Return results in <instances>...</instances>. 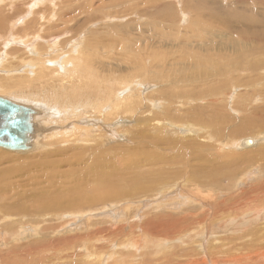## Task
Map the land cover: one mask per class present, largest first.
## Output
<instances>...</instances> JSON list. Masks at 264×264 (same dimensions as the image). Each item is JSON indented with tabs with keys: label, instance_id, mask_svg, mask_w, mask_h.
I'll list each match as a JSON object with an SVG mask.
<instances>
[{
	"label": "bare ground",
	"instance_id": "1",
	"mask_svg": "<svg viewBox=\"0 0 264 264\" xmlns=\"http://www.w3.org/2000/svg\"><path fill=\"white\" fill-rule=\"evenodd\" d=\"M1 1H6L8 5L12 6L11 0H0V2ZM74 1L78 2L79 0ZM126 1H129L130 3L128 5H123L122 1L120 0H101L100 4L96 5L97 2L94 3L93 0H84V2L86 3L81 4V6L83 5L82 8H79L80 6L73 8L72 2L66 0L65 6H62L60 10L57 9L60 14L58 16L60 18V21L62 22L61 25H63V28L60 29V31L57 30L56 33L64 32L67 26H69L70 28H74L75 25L84 23L85 21H88L90 19L94 22L100 19L103 20L102 18H104L105 20L106 16L103 14L106 12V10H108L109 14H112L116 19L119 18V15H122L123 18L127 19L129 22L127 21L124 26L129 29L133 27L132 16H137L141 20L147 18L158 20L161 19L160 16L162 15H166L165 17L169 16L168 19H172V17L175 18V15H177V12L171 14L173 11L172 9L168 11L167 3L170 2H168L167 0H150V6L148 5L149 0H143V4L146 6V9L137 12L136 9L138 7L136 0ZM12 3H14L15 7V1H13ZM42 3L44 4L43 0H38V8L33 11L32 8L35 7V0H33L32 2H26L24 4V7L29 4L26 9L24 8L21 14L14 16L8 22L6 28H4L2 24L3 15H0V46H4L3 50L0 49V59L8 62L10 64V67L12 68L14 66V63H16L14 62L15 58L12 59V57H14L15 55L9 56L10 52L12 51V46H16L19 42H22V44H28L41 34L40 31H35L33 33H25L21 35L19 31L26 28V26L28 27V25L30 24L32 25L35 19L36 21L38 20L37 15L40 14L38 13V10L40 8H44L41 7L43 6ZM77 8H79V10ZM74 9L77 11H75ZM83 10H86L84 18ZM31 12V18L27 19ZM150 12H153V16L150 15ZM198 14L199 17L206 22L210 21L211 18H215L214 15L210 14ZM184 15L185 13L181 12V16ZM196 15H194V19L197 18ZM249 17L250 19H248ZM178 19L180 20V18ZM246 19L249 20V23H243V20L241 18L239 20V25L234 24V27L237 29H242L246 28L249 25H251L252 28H259L261 24L264 26V11H251L248 12V15H245L244 12V20ZM17 21H19V25H16ZM89 23L90 22H86L85 25ZM227 23V20L225 24L220 23L221 27H223L221 29L222 32H224V34L226 33L227 36H225L221 32L216 34L220 36V39L224 37L225 39L228 38L225 43V51L219 50V47L224 44L223 42H214V44L211 45L210 33H212L214 29L203 30L204 32L199 30L200 32H203V34H200L199 36L204 38V40H199L203 44H200V54H198L203 58L196 55L197 50L195 49V47L188 44L187 39H184L182 41H174L171 45L172 48H176V53L187 50L185 51L186 54H183V52V55L179 56L180 59H178L180 61L177 60L172 63H170L171 60L164 61V52L167 50L168 46H170L168 43V37H166L167 35H165L161 31H158L159 29H157V31L153 30V32L149 33L148 24H145L141 28L142 32L141 30L136 28V30L140 31L141 34L138 37L129 39V43H125L124 41L119 40L120 42H116L115 46L112 45L113 43H110L111 45L103 43L98 46L99 48L106 47L109 54H111L113 49L115 50L112 59L117 69L120 68V62L125 65V68H120L125 72V75H120L119 70H116L115 72L112 71L109 75H106L104 70L94 68V60L98 59L94 58L93 56H99L98 53L100 52L96 47H93L92 49L87 44L85 49H81L82 55L84 56L83 70L79 71V75L76 76L66 73V75L58 77V79L54 82L55 84L48 85L49 87H51L50 94H45L42 90V87L45 85V83L39 84L40 86L42 85V87H40L39 85L33 86L31 84L32 82L27 81V79L23 76L20 78L13 77L12 75L0 77L1 91L11 93L17 98L21 96L22 101L29 99L27 100V102L29 103H25L16 101L12 98L0 96L4 99H8L12 103L15 102L14 104L18 106L20 105L26 107V104L30 105L29 108L32 110V114L30 113L31 115L29 116L28 121H26L28 127L26 137L28 139V145L32 149H38L40 145H42L39 144L36 140L34 132L37 133L40 128L44 129L46 128V126L51 125L52 122L55 123L54 119L52 118L53 115H49L51 110L47 115L44 109L35 106V103H38L39 100H41V102H43L47 108L55 107L56 109L61 110V114L64 115V121L68 120V122L71 123V117L73 118L74 127H72V131L66 129L59 134L60 137L67 135V140H70V136L73 137L70 141L71 147L72 145H78L79 142H81L79 140V136L82 135L84 130L79 129L78 125L81 128H87L88 126H91L98 129L97 131H100L101 135L97 136L96 142L102 145L105 143L106 135L104 133L107 131L109 133L112 132V129L109 128V123L111 124L112 122L117 120L119 116H133L135 114V127H139L138 132L136 131V133L137 137L140 138L141 142L143 143L142 145L140 144L139 146L131 148L130 151L127 149H122L120 147V149H118L120 150V152L114 150L115 153H113V155H115L112 157L119 158V162L115 161L112 157H109L110 159L105 160L106 157L108 158L109 156L108 155L105 157V153V155L103 154L104 157H100L103 162H100V158H98L99 154H95L93 158V155H89L88 159L84 160L83 157L86 155V153H92L94 149L95 150L93 151V153H98L95 151L97 149L99 150V148L98 146H96L97 143H95L94 145L96 146L95 148L89 150L81 147L85 150H88V152H79L80 154L78 155V160L73 164L67 165L69 169L75 170L76 173L66 174L62 178L63 182L60 184V188L63 189V183H66L64 184L66 186L70 185L69 188L63 190L71 193V195H73L77 191L82 190L80 191L79 196H83L89 191V189H84V181L89 180V182L93 184L90 189L93 190L94 195L86 197L84 199V203L83 201L78 200L79 203L76 205L77 207H74L75 209H72V211H82L80 212L81 214L85 211L92 212L91 209H93L94 207L96 208L98 204H102L105 206L107 202L112 204L122 203L123 205V208L119 209L117 212L115 209L113 213L111 212V214L107 216L105 214H102L104 215V217L106 216L107 219L109 218L105 222L92 223L91 220L94 219V217H96L97 215H88V217L90 218H87V220H85L87 221L86 225H88V229L86 228L87 231L85 232L87 233L89 232V230H93L95 232H98L100 236L98 238H92L85 233L81 239L83 240V238H87L83 240L84 245L82 246L85 248H83L84 250H87L88 247H90L91 245H95L96 243H106L109 246H107V248L112 247L114 249L116 247V254L120 253L122 255L126 252V254L128 255H123L122 260L117 259L118 256L115 254V252L107 256H100L99 254L94 255L92 247H90V250L87 251L91 253H88L89 255L86 256V259L90 260L93 258L102 264H109V262H112L110 264H258V261L264 262V187H261V182L263 181L264 183V125H262L261 121H256V123H254V121L252 120L253 116H256L252 104L256 103L257 97L261 98L262 101H264V84L261 85L258 91L259 83L243 79L244 74L242 72V70L247 68V71H250L254 75V80L262 81L264 79V67L252 64L247 58H244V61H242V58L246 56L247 50H251V54L255 58L257 55H260V57L263 56L264 36L262 45L242 43L239 46L238 54L234 55V60L230 64L231 43L229 40V36L232 30V26L230 25L231 23L229 25H227ZM45 24L50 25L51 28H55L54 23H52L51 21H47L45 22ZM195 25L199 26V22L195 23ZM205 26L202 25L200 27L205 28ZM110 30H118L121 32L123 31L118 27H110ZM82 32L83 29L77 31V33L79 34ZM125 33L127 34L128 32ZM79 34H77V36ZM52 36L45 39L47 41L45 42L46 46H49L51 43L52 46L56 44V41L54 40L55 38ZM76 37L72 40H66L63 42V44L67 48V53L71 52L69 51V48L73 46L72 42H76ZM37 38H42L43 40H41L42 42H44V37L42 35L38 36ZM41 40L34 42L41 43ZM92 41L93 38L88 40L87 43H91ZM7 46H10L11 48L7 49ZM191 48L194 50V52L191 51ZM21 49L23 50L24 48L22 47ZM53 49V52L55 54H59L64 50L56 49L55 46ZM168 54L172 55L170 53ZM88 57H93L94 60L87 61ZM18 59H21L20 55L16 57V61ZM148 61L150 63H147ZM35 62L36 61L34 60H30V65ZM44 63V61H37L35 63L36 67L34 77L36 78V80L41 78L40 74H43L42 66L45 65ZM61 65L64 68V62ZM91 65L93 66L91 67ZM175 65L178 69H173L172 72H175L174 70H176L177 73L171 74L170 72L171 76L167 75V70L165 68H173L175 67ZM183 70H186L187 73H184ZM112 80L113 82H111ZM235 80L244 84L246 82L251 83L253 85V93L251 96H248L246 98H239L238 96L239 102L237 103V107L239 108L231 107V109L234 110L237 114L241 113L242 116H240L241 118L239 119L238 123H234V125L229 128L228 125H231V122H229L231 119L226 114L227 112H225V105H227L226 100L227 98H229L228 96L232 94L229 92V85L232 81ZM154 81L158 83L159 86L157 87H159L162 92L159 90L157 92V95L149 97L145 96L146 94L144 95L142 94V92H140L142 87L147 85L149 82ZM19 85L20 88H15ZM122 88L123 90H126V88L129 89L126 90V93L121 94ZM39 94L44 98H40ZM256 94L257 96L255 97ZM22 96H27L28 98H23ZM30 101L33 102L30 103ZM212 110L214 111V113L212 112ZM36 112H38V114L41 113L40 117L37 118L40 124H37L35 126V130L33 131V134L31 136L33 126L30 120L31 117H34ZM82 114L87 115V119H80V116ZM246 117L248 118L245 119ZM78 122H80L81 125L78 124ZM256 128H259V130L263 131L262 134H259L261 138H258V140H256L255 138L250 139V144L248 145L245 144L244 140L240 139L241 141H238L235 150H239V147L250 146L254 142H258V144H260H257V146L253 148L251 147L250 150H245L242 152H232V150H234L233 145L238 139H236V135L252 132V130ZM178 130L180 132H178ZM255 131L256 130H254L253 132ZM170 132H178L179 134H182V136L179 137L177 135H170ZM84 133H87V131H85ZM229 136L235 137H233V139H230ZM43 138L45 139L46 136L42 135V139ZM85 141L87 142L88 139L86 138ZM42 146L46 149L44 145ZM79 147L80 145L75 149L84 151V149H81ZM1 149L3 148H0V150ZM170 149L173 150L175 154L172 151L170 152ZM18 152L24 153L29 152V150ZM12 154L9 155L8 153V155H4L0 153V164L4 160L8 159ZM61 154L62 153L59 151L57 152L55 150H48L42 157L46 160L47 163L51 164L50 168H54L57 161H59L58 159L60 158ZM90 156L92 160L88 162L87 160L91 159ZM20 158L21 157L15 156L11 157L8 160V163L16 162L20 160ZM51 159H53L54 162L50 163ZM250 162L253 163L249 165ZM121 163L125 165V168H122ZM139 165L140 169H138ZM165 165H167V167L164 168ZM171 165H173L174 167H171ZM145 166L148 167L146 170H144ZM21 172L22 171L19 170L15 165L1 167L0 188L11 178L29 176L32 172H36V170H24L23 174L20 176ZM37 172L39 173L40 170ZM59 173L56 174L57 177ZM54 175H50L52 179L54 178ZM107 175H110V177L108 178ZM182 176H184V178L180 179V177ZM33 179V192L32 190L22 191L23 199L21 200H24V203L27 205L28 203L29 205H32L33 212L38 213L40 210L35 209V207L41 202L44 203L43 207L49 206L51 194L50 191L48 192V190L50 189V187L46 182L44 183L43 181V187L34 190V185L41 181L43 178L39 174ZM252 181H254L256 185H261V188L256 187L255 190L247 194L248 197L243 196L241 200L236 203L229 204V206L228 204H225L223 205L224 208H221L220 206H218L217 208L215 206V202H218L221 194L222 196H224L228 193V191H231L233 189H236V191H240ZM78 182L80 183L77 184ZM104 183L107 184V190L103 195L100 196L99 193L101 190V185ZM71 188L73 189V191L69 190ZM15 189L16 188H14V190ZM25 192L29 193L30 195H26ZM143 195H145L144 197H146L147 199L149 198L153 200L151 202H153L154 205L156 204V210H158L159 212H164L166 210L165 213L167 215L159 217L157 215L154 216V214L150 216V220L147 219V224L139 226V230H137V234L141 235H135V237L132 233H129L130 236H128L129 234L127 235L128 238L126 237V241H115L112 244V242L108 240L107 237L105 238V236H101V233L103 234L106 231L105 229H107L106 227H108L109 225V223H104L117 219L118 216L120 217V222L122 224H125L126 222L129 223L133 220H142L143 217H141L142 219L140 217H135L133 213L134 211L132 212V214L126 211L130 210L136 204H147V202H145V198L144 202L140 200L141 196ZM175 198L179 199L177 201V205L176 202H174ZM136 200L140 201L136 203ZM188 200H191V203H188ZM235 200L236 199H234V201ZM2 203L3 202H0V206ZM148 204V206L150 207V202ZM219 204L220 202L217 205ZM7 205H9L8 201ZM85 205L91 207L85 208ZM154 205L151 206L152 209ZM188 205L196 206H190V208H187ZM174 206H177V209L180 211V213H186V215L183 218H180V220H173V218H175V215L170 214L171 212H169ZM230 206H236L238 208L237 214L233 215V211L229 209L227 210V212L225 211L226 208ZM212 207L213 210L216 207L217 212L219 211V216H217L216 214H213V218H210L209 215H203L201 217L195 216L199 213V211L202 210L204 211V213H207L209 208L211 209ZM6 208V206H3V214H5V217H1V220L3 221L10 220L8 218L13 217L9 212H7L6 215ZM153 210L155 211V209ZM243 214H246V217H248L249 219L251 218L257 222H254L251 225L249 224V227L243 229L244 235H242L241 237L237 236L238 239H245L246 241L237 243L239 245H242L243 251H238L240 250L241 246H237L233 243V240L230 241L227 240L228 238L224 237L219 238L218 245L209 247L208 250L204 249V238L208 236L209 231L211 230L210 227L213 222H217L219 224L223 220L227 221L228 218L242 219V217L244 216ZM205 216L207 218H205ZM113 224L115 225V223ZM12 225L16 226V223ZM46 226L48 227L41 230L44 233L42 234V237L44 238L50 236V234L54 231V228H52V226ZM130 228L131 230H136V228ZM22 230H24V228H22ZM0 233H4L6 235L11 234L6 226L0 228ZM106 233L107 232H105V234ZM75 237L78 238L79 236L76 235ZM49 238L50 240L47 241L49 244L48 246L52 244L51 240L55 239L51 236ZM57 241L58 239H55L53 241L54 247L57 246ZM235 241H237V239H235ZM40 243L41 245L43 244V248L44 246H46L44 245V241ZM65 243L66 246L71 247L66 248V250L60 251L55 249H50V251L48 250L51 253L50 256L52 259H50V263L54 260H61L64 253H67L65 256L71 255L70 251L75 249L76 243ZM227 245H230V248L226 247ZM247 245H249V247H247ZM36 247L39 248V243ZM256 251L259 253L255 255ZM39 253L40 251H36L37 257H39ZM260 255L263 256L259 258ZM1 257L4 258L3 256ZM32 260L35 259H32V257L30 256L27 260V264H30ZM256 260L258 261L256 262ZM36 261L38 262V260Z\"/></svg>",
	"mask_w": 264,
	"mask_h": 264
},
{
	"label": "rangeland",
	"instance_id": "2",
	"mask_svg": "<svg viewBox=\"0 0 264 264\" xmlns=\"http://www.w3.org/2000/svg\"><path fill=\"white\" fill-rule=\"evenodd\" d=\"M13 1H15V7H14V3H12ZM13 1L11 0L12 6L8 5V3L6 1L5 2L1 1L3 3L0 2V13H1L0 15L1 16L3 15L2 16L3 17L2 24H3L4 28L7 27L8 22L14 16L21 14L22 10L24 8L26 9V7L29 4H31V3H29L28 5H26L24 7V4L26 2H32L33 0L32 1L31 0H13ZM36 1L38 2V0H35V7L32 8L33 11L38 8V6H37L38 4ZM65 1L66 0H46V1L43 0L44 4L42 3L43 6H41V7H44V8H40L38 10V13H40L39 15H37L38 20L36 21V19H35V21H34V23H32V25L30 24V25H28V27L26 26V28L21 29L19 31V33L21 35H23L25 33H33L35 31H40L41 34L38 36L42 35L44 37V42H42V40H43L42 38L38 39L37 38L38 36H37L35 39H33L32 42H29L28 44H26V43L22 44V42H19L16 46H14V47L12 46V51L10 52L9 56L15 55L14 57H12V59L15 58L14 62H16V63H14V66L12 68V67H10V64L8 62H5L3 59H0V77H4L6 75H12L13 77H19L20 78L23 76L27 79V81L32 82L31 84L33 86H36V85L38 86L41 83H45V85L43 84L44 85L43 87H42V85L41 86L39 85V86L42 87V90L45 94H50V88L51 87H49L48 85L49 84H55L54 82H55V80L58 79V77L64 76V75H66V73H69V74L76 76V75H79V71L83 70L84 56L82 55L81 49H85L87 44L92 49H93V47H96L97 50L100 52V53H98L99 56H93L94 58H97L98 60H94L93 57L92 58L88 57V59H87V61L94 60V63H95L94 68L104 70L106 75H109L112 71L115 72L116 70H119L120 75H125V72L123 70H121V69L125 68V65L120 62L119 66L121 69L119 68V66H118L119 69H117L115 66V63L112 59V57L114 56L115 50L113 49L111 54H109L106 47L99 48L98 46L103 44V43L108 44V45L110 43H113L112 45L115 46L116 42L117 43L120 42L119 40L124 41L125 43H129V39L138 37L141 34V32H142L141 28L145 24H148V32L149 33L153 32V30L157 31V29H159L158 31H161L165 35H167L166 37H168V43L170 46H168L167 50L165 51L167 53L164 52L165 55H164L163 60L164 61H170L171 60L170 63L179 60L180 59L179 56L186 54L185 51H187V50H185V51L183 50L182 52H177V53L175 52L176 48H172L171 45L174 41H177V40L182 41L184 39H187L188 44L195 47V49L197 50L196 55L203 58L201 55H199L200 54L199 53L200 52L199 46H200V44H203L199 40H204V38L200 37L199 35L203 34V32H204L203 30H209V29L213 30L214 29V31L212 33H210V36H211L210 43L212 45V44H214V42L215 43L223 42L224 44L219 47V50L225 51V47H226L225 43H226L228 38L225 39V37H224V38L220 39V36H218L216 34L219 32L224 34V32H222V30H221L223 28V27H221V24H223V23L225 24L226 20L228 22L227 25H229L231 23L230 25L232 26V30H231V33L229 36V40L231 43L230 64L234 60L233 59L234 55L238 54L239 46L242 43L254 44V45H262V43H263L264 26L262 24H261V26H259V28H252V26L249 25L246 28H242V29L235 28L234 24L239 25V20L241 18L243 20V23H246V22L249 23V20H247V19L244 20V12H245V15H248V12H251V11L263 12L264 11V0H167L168 2H170V3H167L168 11H170L172 9L173 11L171 14L177 12V15H175V18L172 17V19L171 18L168 19L169 16L165 17L166 15H162V16H160L161 19H158V20H153V18H150V19L147 18V19L141 20L137 16H132V19H133L132 26L133 27H131L129 29V28L124 26L128 21L127 19L123 18L122 15H119L118 17L120 19L118 18L119 19L118 20V19L114 18V16L112 14H109L108 10H106V12L103 14L106 16L105 20H104V18H102L103 20L100 19V20H96L94 22L90 19L88 21H85L84 23H80L78 25H75L74 28H70L69 26H67L66 29L64 30V32H61V33L57 32L56 33L57 30L60 31V29L63 28V25H61L62 22L60 21V18L58 16L60 14H59V11H57V9L60 10V8L62 6H65ZM120 1H122L123 5H128L130 3L129 1H126V0H120ZM69 2H72L73 8L79 7V6H80L79 8H82L83 5L81 6V4L86 3V2H84V0H79L78 2L74 1V0H69ZM93 2L94 3L97 2L96 5H98V4H100L101 0H93ZM136 3H137V7H138L136 9V12L137 11H143L146 9V6L143 4V0H136ZM148 5L150 6V0H149ZM9 6H11V7H9ZM8 8H10V9H8ZM79 8H77V9L79 10ZM177 9H178V11H177ZM75 11H77V10H75ZM148 11H150V10H148ZM181 12L185 13V15L181 16ZM195 12L197 15L195 14ZM197 12L200 14L205 13L208 15L209 14L214 15L215 18L212 19L210 17L211 20L210 21L207 20L208 22H206L205 20L203 21V19H201L199 17V14ZM41 13H43L44 15ZM83 13H84L83 18H84L86 10H83ZM30 15L32 16V12H31V14H29L27 19L31 18ZM150 15L153 16V12H150ZM194 15H196V17H197L196 19H194L195 18ZM178 18H180L181 21ZM248 19H250V17ZM47 21H51L52 23H54L55 28H51L50 25L45 24V22H47ZM195 21L199 22V26L195 25V23H197ZM86 22H90V23L85 25ZM156 22H159V23H156ZM167 23H168V25H167ZM16 25H19V21L16 22ZM202 25H204V26L206 25L205 28H201L200 26H202ZM39 27H41V28H39ZM110 27L121 28L123 30L122 31L123 33L121 31H118V30H114V31L110 30ZM206 27H208V28H206ZM136 28L141 30V32L136 30ZM171 28H172V30H171ZM81 29H83V32L80 34L77 33V31H79ZM199 30H201L203 32H200ZM125 32H128V33L126 34ZM91 33H93V34H91ZM77 34H79V35L77 36ZM52 35H54V36H52ZM126 35H128V36H126ZM224 35L227 36L226 33ZM50 36L55 38L54 40L56 41V44L52 46L51 45L52 43H51L49 46H46L45 42H47V41L45 39H47ZM75 37L77 40L75 43L72 42L73 46H71L69 48V51H71V52L67 53V48L65 47L63 42L66 40H72ZM92 38H93V41L91 43H87V41L92 39ZM24 40H26V39H24ZM40 40H41V43L34 42V41H40ZM26 45H28V46H26ZM54 46L56 49H64V50L59 54H57V53L55 54L53 52ZM22 47L24 48L23 50L21 49ZM10 48H11L10 46H7V49H10ZM0 49L3 50L4 46H0ZM191 51L194 52V50L192 48H191ZM172 52L173 53L175 52L176 55L174 53V55H175L174 56ZM251 52H252L251 50H247L246 56H244L242 58V61H244V58H247L252 64L264 67V54L262 57H260V55H257L255 58L254 56H252ZM168 53H170L172 55H169ZM19 55H20L21 59H18L16 61V57H18ZM168 55H169V57H168ZM23 60H25V61H23ZM30 60H34L36 62L37 61H44L45 62L44 63L45 65L42 66V73L43 74H40L41 78L38 80H36V78L34 77V72H35V67H36L35 63L36 62L32 63L30 65ZM149 61L147 63H150ZM63 62H64V68L61 65ZM16 64H17V66H16ZM92 66L93 65H91V67ZM165 69L167 70L166 71L167 75L171 76V74L177 73L176 70L178 68L175 65V67H173V68L167 67ZM173 69H176V70H174L175 72H172ZM185 71H184V73H187V71L186 72ZM170 72H171V74H170ZM242 72L244 74L243 79H245L247 81H255V82L259 83V86H258V91H259L261 85L264 84V79L262 81L254 80V75L250 71H247V68L242 70ZM247 72H249V73H247ZM111 82H113V80ZM148 84L145 85L144 87H142L140 90V92H142V94H144V95L146 94L145 96H147V97L155 96V95H157V92L159 90L162 92V90L159 87H157L159 85H158V83H156V81L149 82ZM15 88H20V85L18 87H15ZM127 89H129V88H126V90ZM126 90H123V88H122L121 94L126 93L127 92ZM229 92L232 94H230L228 96L229 98H227V100H226L227 105H225L226 106L225 112H227L226 114L231 119L229 121V122H231L230 123L231 125H228L229 128H231V126L234 125V123L239 122V119L241 118L240 116H242L241 113L237 114L234 110L231 109V107L239 108V107H237V103L239 102V98L240 97L246 98L248 96H251L253 93V85L249 82H246L244 84V83H241V82L235 80V81H232L230 83ZM257 94H258V92H257ZM257 94L255 95V97L257 96ZM0 96L12 98V99H14L16 101H20V102L29 103V102H27V100H29V99L22 101L21 96L17 98L16 96L12 95L11 93L3 92L1 90H0ZM238 96H239V98H238ZM22 97L28 98L27 96H22ZM40 98H44V97H42L40 95ZM256 99H255L256 103H253L254 105L252 104V107L254 108V112L256 113V116H253L252 120L254 121V123H256V121L257 122L261 121L262 125H264V101H262V99L259 97H257ZM32 102L33 101H30V103H32ZM26 106L29 107L30 105L26 104ZM35 106L41 107L42 109H44L45 112L47 113V115H48L49 111L51 110L49 115H53L52 118L55 121V123L52 122L51 125L46 126V128H44V129L40 128L37 131V133L34 132V136H36V140L38 141V143L44 145L46 147V149L43 148L42 145H40V147L38 149L37 148L32 149L28 145L29 152H24V153L10 152V151H6L4 149L0 150V153H2L4 155H6V154L8 155V153H9V155L12 153H16V154H12L11 156H9L8 159L4 160L3 161L4 163L1 162L0 168L15 165L19 170L22 171L20 173V176L23 174L24 170H28V169L36 170V172H32L29 176H24V177H20V178H11L7 183L2 185V187L0 188V202H3L0 206V214H1V216H0V228L6 226L7 229L9 230V232H11L10 235L0 233V261H1L0 264H5V263L6 264H27V260L29 259L30 256L32 257V259H35V260H32V262H30V264H43V263L44 264H46V263H49V264H64V263L65 264H94V263L95 264H102L93 258L90 260L86 259V256L91 253V252L89 253V251H87V250H90V247H92V251L94 252V255L99 254L100 256L101 255L107 256L109 254L110 255L113 254L117 249H116V247L114 249L112 247L107 248L108 245L106 243L105 244L96 243L95 245H91L90 247H88L87 250H84L85 248L82 245H84L83 240H85L86 237L83 238V240L81 238L84 236V234L86 233L85 231H87V229H88V225H86L87 221H85V220H87V218H90V217H88V215L94 214L97 216L94 217L95 220L94 219L91 220L92 223L105 222L109 219V218L108 219L106 218L107 215L111 214V212L113 213L115 209L117 212L119 209L123 208L122 203L121 204H112V203L107 202V204L105 206L102 204H98L96 206V208L94 207L93 209H91L92 212L91 211H85L81 214L80 212H82V211H77V210L72 211V209H75L74 207H77L76 205L79 203V201H83V203H84V199L86 197L94 195L93 190L90 189V187L93 186V184L90 183L89 180L84 181V183H83L84 189H89V191L83 196H79L80 191H82V190L77 191L73 195H71V193L64 191L67 188H69L70 185L66 186V185H64L66 183H63V185H62V188L64 189L63 190L60 188V184L63 182L62 178L66 174H69V173L75 174L76 173L75 170L69 169L67 167V165L75 163L78 160V155L80 153H86V152H88L89 149H92V148H95L96 146H98L99 150L97 149L95 151L98 153H93V151L95 150L94 149L92 151L93 154L92 153H86V155L83 157V159L84 160L88 159L89 155H93L92 156V158H93L95 156V154L96 155L99 154L98 158H100L105 153L106 154V155L104 154L105 157L109 155L108 158L106 157V159H105V160H108V159H110L109 157H112L115 155V154L113 155V153H115L114 150H117L118 152H120V150H118V149L122 148V149H127L130 151L131 148L139 146L140 144L142 145L143 143L141 142L140 138L137 137V133H136V131L138 132L139 127H135V118H136L135 114L133 116H131V115L119 116L117 120L112 122L113 124L112 123L110 124L109 122H107V123H109V128L112 129V132L109 133L107 131L104 133L106 135V137H105V143L103 142L104 144H102V145L96 142L97 136L101 135V132L97 131L98 129L93 128L91 126H88L87 128H81L78 125L79 129L84 130V132L87 131V133L83 132L82 135L79 136V140L81 142H79L78 145H72V147H71L70 141L72 140L73 137L70 136L69 137L70 140H67L66 139L67 135L60 137L59 134L66 129H69L70 131H72V129H73L72 127H74L73 126L74 125L73 118L71 117V123L68 122V120L64 121L63 120L64 115L61 114V110L56 109L55 107L47 108L44 105V103L41 102V100H39L38 103H35ZM212 112L214 113L213 110H212ZM40 115H41V113L38 114V112H36L34 117L33 118L31 117L30 121L32 122L31 124L33 126L31 136L33 134V131L35 130V126L37 124H40L37 120V118L40 117ZM81 116H83V117H81ZM81 116H80V119H87V115L82 114ZM247 118L248 117H246L245 119H247ZM53 119H52V121H53ZM77 119H79V118H77ZM57 122H58V125H57ZM78 124H80V122H78ZM254 130H256V131L253 132ZM254 130H252V132L243 133V134L241 133L239 135H236V139L237 138L238 139L237 140L235 139L236 141L233 145L234 150H232V152H234V151L242 152L245 150H250L251 147L253 148V147L257 146L258 142L257 143L254 142L250 146L239 147V150H235L236 144L238 143V141L240 139L244 140V142L246 144L247 142L249 143L250 139L255 138L256 140H258V138H261V136H259V134H262L263 131L259 130V128H256ZM178 132H180V131L178 130ZM178 132H170V135L172 134V135H177V136L181 137L182 134H179ZM37 135H39V136H37ZM42 135L43 136L45 135L46 138L42 139ZM164 136H165V134H164ZM233 137H235V136H229L230 139H233ZM86 138L88 139L87 142L85 141ZM67 142H69V143H67ZM95 143H97L96 146H94ZM79 145H80L79 148L84 147L88 150H85L84 148H81V149H84V151H80L78 149H75ZM240 149H244V150H240ZM48 150L49 151L55 150L57 152L59 151L63 154V155L61 154L60 158L58 159L59 161H57L54 168H50L51 164L47 163L46 160L42 157L45 154V152H47ZM107 151L108 152L110 151V152L108 153ZM171 151L174 153V151L170 149V152ZM110 154H112V155H110ZM14 156L15 157H21V158H20V160H18L16 162H9L8 163V160ZM90 158H91V156H90ZM92 158L87 160V161L89 162L90 160H92ZM112 158H114L115 161L119 162V158H117V157H112ZM99 160H100V162H103V160L101 158ZM52 162H54L53 159H51L50 163H52ZM252 163L253 162H250L249 165H251ZM123 165L124 164L121 163L122 168H125V165L124 166ZM245 165H246V163H245ZM165 167H167V165H165L164 168ZM171 167H174V166L171 165ZM147 168L148 167L145 166L144 170H146ZM138 169H140V165L138 166ZM39 170H40V172L38 173L37 171H39ZM57 173H59L58 174L59 178L56 176ZM39 174L43 179L34 185V190H37L40 187H43L42 182L44 181V183L46 182L50 187L48 192L50 191L51 197H50V202H49L48 207H43L44 203L41 202L40 204H38L35 207V209L40 210V211L38 213H34L33 212V206L29 205V203L27 205L24 203V200H21V199H23L22 191L32 190V192H33V186H32L34 184L33 178H35V176H38ZM52 174L53 175L55 174L53 179L50 176ZM109 177H110V175L108 176V178ZM181 178H184V176L180 177V179ZM16 180H17V183H16ZM58 182H60V183H58ZM8 183L12 189L8 186ZM79 183L80 182H78L77 184H79ZM261 184H262V186L259 184L256 185L255 182L252 181L251 183H248L247 186L242 188V190H240V191H236V189H233L231 191H228V193L225 194L224 196H222V194H221V196H220L221 199L219 198L218 202L217 201L215 202V206L217 208H218V206H220L221 208H224L223 205H225V204H228V206H229V204L236 203L239 200H241L243 196L245 197V196H247V194L249 192L255 190L256 187L257 188H261V187L263 188L264 187L263 181L261 182ZM23 185H25V186H23ZM25 187H27V188H25ZM14 188H16V189L14 190ZM11 190L13 193L11 192ZM69 190L73 191L72 188ZM106 190H107V184L104 183L101 185V190H100L99 195L100 196L103 195ZM3 193L5 194V196ZM25 193H26V195H30L27 192H25ZM263 193H264V190H263ZM144 196L145 195L141 196L140 200L142 202H144V198H145V202H147V204H145V205L136 204L130 210L126 211L130 214H132V212L134 211L133 213H134L135 217L136 218L137 217H140V218L143 217V219L141 218L142 220H133L129 223L126 222V223L130 224V225H128L126 223L122 224L120 222V217L118 216L117 219H119V220L114 219L110 222L108 221V222L104 223V224L109 223V225H108V227H106L107 229H105L106 230L105 232H107V233L105 234V232H104L103 233L104 235L101 233V236H105V238L107 237V239L110 240L112 242V244L115 241H121V240L126 241V237L128 238V236H130L131 233L133 234V236L141 235V234H137V232H138L137 230H139V226L147 224L148 220H150V216H152L154 214H155L154 216L157 215L159 217L163 216V215H167L165 213L166 210L164 212H159L158 210H156V208H157L156 204L154 205V203L151 202L153 200L148 198L150 200L149 201ZM8 197L9 198L11 197V198L9 199ZM224 197H226V198H224ZM5 199H7V200H5ZM234 199H236L237 201L236 200L234 201ZM140 200H136V203L139 202ZM174 200H175L174 202H176V205H177L178 204L177 201L179 199L175 198ZM227 200H229V201H227ZM7 201H8L9 205H7ZM20 201L23 203H21ZM188 201H189L188 203H191V200H188ZM149 202H150V207L148 206ZM219 202L221 205L220 204L217 205ZM68 203H70V204H68ZM151 203H153V204H151ZM160 203H162V202H160ZM81 204H82V202H81ZM153 205H154L153 209H155L156 212L151 207ZM3 206L4 207L6 206L8 208V209L6 208V212H5L6 215H7V212H9L11 214V216H13V217L8 218L10 220H4V221L1 220V217H5V214H3ZM190 206L192 207L194 205H188L187 208H190ZM89 207H91V206L85 205V208H89ZM216 207L214 210H213V207L211 209L209 208L207 213L206 212L204 213L203 210L199 211V213L195 216L201 217L203 215H209L210 218H213V214H216L217 216H219V213H218L219 211L217 212ZM144 208H146V209H144ZM228 209L233 211V215L237 214L238 208L236 206H234V207L230 206V207L226 208L225 211L227 212ZM190 210H188V211H190ZM169 212H171L170 214L175 215V218H173V220H176V219L180 220V218H183L186 215V213H184V214L180 213V211L177 209V206H174L173 208H171V210ZM102 214H105L106 216L104 217V215H102ZM243 215L244 216L242 217V219L241 218H239V219L233 218L234 219L233 220V219L228 218L227 221L223 220L219 224L217 222H213V224L210 227L211 230L209 231L208 236H206V238H204V245H205L204 249L208 250L209 247H214V246L218 245L219 238L224 237V238H228L227 240H230V241L233 240V243L236 244L237 246H241L240 250H238V251H243L242 245H239L237 243H242V241L243 242H246V241H245V239L244 240L238 239L237 236L241 237L242 235H244L243 229H246L247 227H249V224L251 225L254 222H256L253 219H251V218L249 219L248 217H246L247 216L246 214H243ZM80 218H82V219H80ZM205 218H207V217L205 216ZM15 223H16V226H13L12 224H15ZM113 223H115V225L118 227H116ZM110 224H111V226H110ZM46 225L52 226V228H54L53 229L54 231H53V233L50 234V236L52 238L58 239L56 247H54V244H53V241L55 239H52L51 240L52 244L50 246H48L49 244L47 241L50 240V238H49L50 236L45 237V238L42 237V234H44V233L41 230L48 227ZM89 227H93V226H89ZM130 227L136 228V230L135 229L131 230ZM22 228H24V230H22ZM121 228H123V229H121ZM230 229H231V231H230ZM4 231H6V230H4ZM224 231H226V232H224ZM86 234H88V236H91L92 238H98L100 236V234L98 232H95L93 230L92 231L89 230V232H87ZM121 234H122V236H121ZM76 235L79 237L78 238L75 237ZM110 235L112 236V238ZM108 236H109V238H108ZM115 237H116V240H115ZM229 237H230V239H229ZM64 239H66V240H64ZM235 239H237V241H235ZM43 241L45 242L44 245H46V246H44L45 249L42 247L43 244L41 245V243H40ZM65 242H68L69 244H71V243L73 244L74 242L76 243L75 249L70 251L71 255L65 256L67 253H64L61 260H59V261L54 260L50 263V261L52 260L51 256H50L51 253L49 252L50 249H55V250L60 251V250H66V248L71 247V246H66ZM38 243H39V248L36 247ZM51 246H52V248H51ZM93 247H94V249H93ZM226 247L230 248V245H227ZM247 247H249V245H247ZM43 249H44V251H43ZM36 251H40V253L38 254L39 257H37ZM99 251H100V253H99ZM258 253L259 252L256 251L255 255ZM115 254H116V252H115ZM119 254H116L118 256L117 257L118 260H122L123 255L124 256L128 255V254H126V252L123 253L122 255L120 254L121 256ZM4 255L6 256V258ZM1 256H3L4 258H2ZM8 256H9V258H8ZM262 256L263 255H260L259 258H261ZM36 260H38V262ZM40 260L42 263L40 262ZM257 261L258 260H256V262ZM110 263H112V262H109V264ZM263 263L264 262H262V261L261 262L258 261V264H263Z\"/></svg>",
	"mask_w": 264,
	"mask_h": 264
},
{
	"label": "water",
	"instance_id": "3",
	"mask_svg": "<svg viewBox=\"0 0 264 264\" xmlns=\"http://www.w3.org/2000/svg\"><path fill=\"white\" fill-rule=\"evenodd\" d=\"M14 103L0 97V148L18 152L28 150L26 121L32 110Z\"/></svg>",
	"mask_w": 264,
	"mask_h": 264
}]
</instances>
